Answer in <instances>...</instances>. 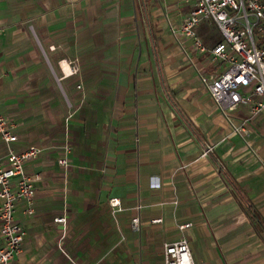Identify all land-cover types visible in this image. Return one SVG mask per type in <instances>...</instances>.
Listing matches in <instances>:
<instances>
[{
  "label": "crops",
  "instance_id": "0c3cea01",
  "mask_svg": "<svg viewBox=\"0 0 264 264\" xmlns=\"http://www.w3.org/2000/svg\"><path fill=\"white\" fill-rule=\"evenodd\" d=\"M196 2L0 0V113L13 149H42L16 264H164L183 234L197 264H264V112L212 99L219 29L198 27L205 52L179 32Z\"/></svg>",
  "mask_w": 264,
  "mask_h": 264
},
{
  "label": "built area",
  "instance_id": "2783aa9c",
  "mask_svg": "<svg viewBox=\"0 0 264 264\" xmlns=\"http://www.w3.org/2000/svg\"><path fill=\"white\" fill-rule=\"evenodd\" d=\"M206 21H212L217 26L222 38L211 50L212 61L225 66L220 75L202 77L212 99L230 121L232 113L242 107L249 109L251 117L262 114L264 0H197L194 9L182 21L179 32L193 39L195 47L201 52L207 51V47L198 34V27ZM235 129L244 130L243 127ZM17 141L11 120L0 113V143L7 146L6 156L0 158V264H16L26 236L25 229L16 222V206L18 202L25 201L27 214L33 215L38 191L36 182L39 177L30 175L26 164L36 160L42 149L30 146L18 152L11 146ZM214 148L208 146L202 156H209ZM60 164L66 166L67 161L63 160ZM110 205L119 208L121 203L119 199H111ZM55 221L66 229V217ZM152 222L161 223L162 219ZM191 226V223L184 224L180 229L184 232ZM132 228L141 230L139 216L132 219ZM62 251L65 254V250ZM163 254L164 264H197L185 234L179 241L165 244ZM67 256L70 264H77L71 256Z\"/></svg>",
  "mask_w": 264,
  "mask_h": 264
},
{
  "label": "rangeland",
  "instance_id": "374dc122",
  "mask_svg": "<svg viewBox=\"0 0 264 264\" xmlns=\"http://www.w3.org/2000/svg\"><path fill=\"white\" fill-rule=\"evenodd\" d=\"M249 117V119H248V121H250L251 123H253L257 118H258V116H255V117H251V115L249 114V116H247V118ZM249 122V123H250ZM233 129H234V132H236V133H238V134H241V132L243 133V131H244V133L246 134V133H248V131H246L245 129L244 130H236L235 128H234V126H233Z\"/></svg>",
  "mask_w": 264,
  "mask_h": 264
},
{
  "label": "trees",
  "instance_id": "16d2710c",
  "mask_svg": "<svg viewBox=\"0 0 264 264\" xmlns=\"http://www.w3.org/2000/svg\"><path fill=\"white\" fill-rule=\"evenodd\" d=\"M221 168H222V167H221ZM222 169H223V168H222ZM252 214H253V216H254V217H256V216H257L255 212H252Z\"/></svg>",
  "mask_w": 264,
  "mask_h": 264
}]
</instances>
